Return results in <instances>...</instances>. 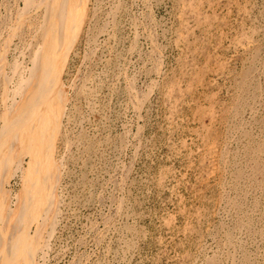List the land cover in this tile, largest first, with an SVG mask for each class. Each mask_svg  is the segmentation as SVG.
I'll return each mask as SVG.
<instances>
[{"label": "rangeland", "instance_id": "obj_1", "mask_svg": "<svg viewBox=\"0 0 264 264\" xmlns=\"http://www.w3.org/2000/svg\"><path fill=\"white\" fill-rule=\"evenodd\" d=\"M85 1L52 165L14 119L64 0H0V264H264V0Z\"/></svg>", "mask_w": 264, "mask_h": 264}, {"label": "bare ground", "instance_id": "obj_2", "mask_svg": "<svg viewBox=\"0 0 264 264\" xmlns=\"http://www.w3.org/2000/svg\"><path fill=\"white\" fill-rule=\"evenodd\" d=\"M84 1L85 0H64V6H62L63 8H60L58 13L52 10L48 12L47 15L49 19L47 21L46 28H44L46 31L45 32L46 40L44 42V52L41 51L42 54L36 59V65H34V67L36 66L37 69H36V72L32 73L31 75L32 80H31V83H29L30 90L34 91L35 88H38V85L40 86V84L43 82V90L40 92V95L35 94V96H33L34 95L33 93L32 97L29 96L31 98L30 99L28 98L29 101H28L27 106H24L22 108V113L19 114V117H17V119H14V125L16 126V131L18 128H19V131L15 132L14 134L15 137L13 138H15V140H18V139L21 140L22 136H23V139L25 137L26 138L25 140H27V142L25 143V146L27 148L30 146L37 147L38 152L35 154V156L38 158L41 157L43 160H45V162L51 163L52 165H53V159H54V143L57 137L56 130H57V127L59 126L58 121L61 117V112H62L60 109L63 108L62 106L66 102L65 90L63 86L61 85V83L58 82L57 80L59 73L61 70H63L64 64H65V62H63V54L68 53L66 52L67 49H65L62 46H64L68 42H71L69 40H72L75 37L76 30L78 29V26H79L78 24L80 23L82 19L81 13H83L81 12L83 8L80 6L84 5L83 4ZM57 15L59 17V21L55 22V17H57ZM44 21L46 20L44 19ZM73 24L75 25L74 28H71L69 30L68 25H73ZM42 47H43V43H42ZM53 51L55 52L51 56L50 53H52ZM60 53L62 54L60 55ZM48 61L51 64L47 66L46 62ZM44 78L45 80H43ZM25 83L23 85H25ZM31 87H33V89H31ZM23 90H21V92ZM52 99L54 101H52ZM44 105L45 107H47L48 111H46V108L45 110L41 109V106L43 107ZM13 113H16V112H13ZM55 173L56 172L54 171V166H53L50 176L48 178L49 191H50V201L48 202V204H44L39 207L38 202L31 199V196H32L31 189H28L29 192L27 191V198H26L27 207L30 209V207L32 208L36 206L37 207L36 210H40L39 213H41V217L42 216L44 217V221H46V217H45L46 212H52L53 214H55L58 211V205H57L58 203L56 202L57 197L55 194L56 191H55V183H54L55 175H56ZM0 182H1L0 183V220H1V216H2V213H1L2 204L1 203H2L3 192H4V187H3L4 184L3 185L1 184L5 183V179L1 178ZM37 219L39 218H36V220ZM1 237H2V233L0 230V238ZM22 241H23V236H22ZM22 241L19 245H16L15 248L11 250V256L16 251L18 246L24 244L22 243ZM25 241L27 240L25 239ZM41 241H43V239ZM25 248L26 250L29 249V245L28 244L25 245ZM0 249H1V245H0ZM40 249H41V244H40ZM27 257L28 255L24 256V258L22 259L24 264L28 262ZM2 258L3 257H1V259ZM3 260H5L6 261L5 264H7L8 259L6 258Z\"/></svg>", "mask_w": 264, "mask_h": 264}]
</instances>
